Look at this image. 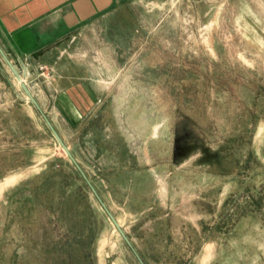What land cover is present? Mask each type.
<instances>
[{
	"label": "rangeland",
	"instance_id": "1",
	"mask_svg": "<svg viewBox=\"0 0 264 264\" xmlns=\"http://www.w3.org/2000/svg\"><path fill=\"white\" fill-rule=\"evenodd\" d=\"M130 2L93 144L0 54V264H140L20 81L145 264H264V0Z\"/></svg>",
	"mask_w": 264,
	"mask_h": 264
},
{
	"label": "crops",
	"instance_id": "2",
	"mask_svg": "<svg viewBox=\"0 0 264 264\" xmlns=\"http://www.w3.org/2000/svg\"><path fill=\"white\" fill-rule=\"evenodd\" d=\"M130 1L0 0V46L12 59L30 57L50 69L38 100L50 107L48 114L65 142L63 131L71 129L85 144L99 139L98 108L111 85L96 62L103 59L107 42L126 43Z\"/></svg>",
	"mask_w": 264,
	"mask_h": 264
},
{
	"label": "water",
	"instance_id": "3",
	"mask_svg": "<svg viewBox=\"0 0 264 264\" xmlns=\"http://www.w3.org/2000/svg\"><path fill=\"white\" fill-rule=\"evenodd\" d=\"M0 54L2 55L3 59L7 62V64L10 66L12 72L14 73L15 77L20 80V76L19 73L17 71V69L14 67V65L10 62V60L8 59L7 55L4 53V51L2 50V48L0 47ZM20 86L23 89V91L25 92V94L27 95L29 101H31V103L35 106V108L39 111V113L41 114L42 118L44 119L45 123L47 124V126L50 128L52 134L54 135V137L56 138V140L59 142V144L61 145V147L63 148V150L65 151V153L67 154V156L70 158V160L75 164L76 168L79 170V172L81 173L82 177L84 178V180L86 181V183L88 184V186L90 187L92 193L94 194V196L96 197V199L99 201L101 207L104 209V211L107 213L108 217L110 218V220L112 221V223L114 224V226L116 227V229L118 230V232L120 233V235L123 237V239L125 240V242L127 243V245L130 247L131 251L133 252V254L137 257L138 261L140 264H145L142 259L140 258V256L138 255L137 251L135 250V248L133 247V245L131 244L128 236L125 234L124 230L120 227L119 223L117 222V220L115 219V217L113 216V214L110 212V210L106 207L105 203L102 201L101 197L99 196V194L97 193L96 189L93 187V185L90 183V181L88 180L87 176L85 175L84 171L81 169V167L76 163L74 157L72 156V154L70 153L68 147L65 145V143L62 141V139L60 138V136L58 135V133L56 132V130L54 129V127L52 126L51 122L49 121V119L47 118V116L42 112L41 108L39 107L36 99L34 98V96L31 94L29 88L27 87V85L20 81Z\"/></svg>",
	"mask_w": 264,
	"mask_h": 264
},
{
	"label": "trees",
	"instance_id": "4",
	"mask_svg": "<svg viewBox=\"0 0 264 264\" xmlns=\"http://www.w3.org/2000/svg\"><path fill=\"white\" fill-rule=\"evenodd\" d=\"M50 177H53V175H51ZM49 178V177H48ZM61 182H62V187H64L65 186V184H66V175H62L61 177ZM74 193H75V191H73ZM72 192H68V195H67V197H70V194H71ZM72 196V195H71ZM62 197V196H61ZM67 197H65V199L67 198ZM73 197V196H72ZM72 241H71V239H68V238H66V245L67 246H72ZM78 244V243H77ZM72 248V247H71ZM87 255H84V258L86 257Z\"/></svg>",
	"mask_w": 264,
	"mask_h": 264
},
{
	"label": "built area",
	"instance_id": "5",
	"mask_svg": "<svg viewBox=\"0 0 264 264\" xmlns=\"http://www.w3.org/2000/svg\"><path fill=\"white\" fill-rule=\"evenodd\" d=\"M40 68H43V67L40 65Z\"/></svg>",
	"mask_w": 264,
	"mask_h": 264
}]
</instances>
